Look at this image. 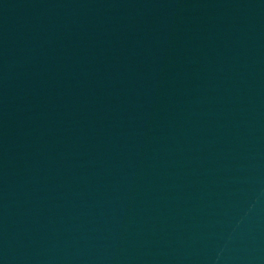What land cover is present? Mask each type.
Segmentation results:
<instances>
[{"label": "water", "instance_id": "95a60500", "mask_svg": "<svg viewBox=\"0 0 264 264\" xmlns=\"http://www.w3.org/2000/svg\"><path fill=\"white\" fill-rule=\"evenodd\" d=\"M0 264H264V0H0Z\"/></svg>", "mask_w": 264, "mask_h": 264}]
</instances>
